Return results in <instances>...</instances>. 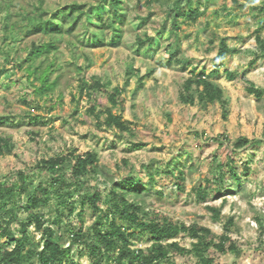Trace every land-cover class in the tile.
Segmentation results:
<instances>
[{
  "label": "rangeland",
  "instance_id": "rangeland-1",
  "mask_svg": "<svg viewBox=\"0 0 264 264\" xmlns=\"http://www.w3.org/2000/svg\"><path fill=\"white\" fill-rule=\"evenodd\" d=\"M100 1L0 0V116L16 117L13 122L0 124V137H10L16 144L13 152L0 154V182L18 183L19 173L24 171L32 182V191L41 181L47 183L51 178L35 169L40 158L94 150L98 153L100 174L73 181L67 195L69 202L74 203L73 212L70 214L68 205L61 204L57 197L36 210L61 222L57 235L62 243L69 244L65 233L68 225H83L87 230L101 209L106 211L104 195L114 182L131 176L145 190L136 198L131 195L130 199H142L146 212L187 225H203L216 235L228 231L238 242L240 251L216 254V264H264V96L257 99L249 94L245 83L250 80L264 88V56L250 64L260 51L254 31L264 16L258 9L264 0H193V7L201 11L196 22L184 17L175 20L172 11L175 0H123L126 17L121 25L123 36L117 45L100 40L96 45L89 44L95 28L86 24V17L74 30L61 35L28 32V17L39 13V6L45 9L47 19L72 3L85 5L88 11ZM111 9L108 2L102 8L104 20ZM91 13L95 15V10ZM6 20L19 35L15 41L4 30ZM69 27L65 25V31ZM146 35L154 37L152 56L138 48L137 38ZM223 39L237 51L227 56L219 74L211 79L224 89L226 104L198 99L193 105L185 103L180 97L183 82L192 74L211 71L218 62ZM49 40H56L60 48L48 54L44 64L56 62L51 79H58V84L51 98L42 100L39 106L25 70L17 69L15 64L26 57L32 42ZM172 53L175 54L170 58ZM81 67H84L82 71ZM227 70L236 73L233 80L227 78ZM149 71H154L153 75L139 86L140 76ZM83 77L89 81L109 80L113 86L124 89L125 104L114 107V112L129 123L130 133L97 124L95 115L89 111L86 94L80 91ZM51 106L55 108L52 110ZM31 114L42 115V123H30ZM243 136L262 142L233 154L232 144ZM231 156L241 175V184L225 168ZM167 163L175 176L162 171ZM178 163L186 177L182 190L177 187ZM220 170L227 174L223 194L216 196L210 191L206 199H199L197 188L206 185V178H216ZM66 177L72 181L69 173ZM95 190L103 193L99 207L88 198L82 204V197ZM25 198L26 194L19 193L10 203L17 205L16 215L20 220H26L29 215L21 208ZM231 217L234 222L227 230ZM29 231L34 236L33 247L41 245L35 227L31 226ZM179 240L190 247V237ZM135 243L139 247L150 244L143 234L136 236ZM0 245L10 246L6 238H0ZM82 249L75 246L68 262L92 264ZM173 258L183 264L195 263L190 256ZM25 264L40 263L33 258Z\"/></svg>",
  "mask_w": 264,
  "mask_h": 264
},
{
  "label": "trees",
  "instance_id": "trees-1",
  "mask_svg": "<svg viewBox=\"0 0 264 264\" xmlns=\"http://www.w3.org/2000/svg\"><path fill=\"white\" fill-rule=\"evenodd\" d=\"M107 2L111 5L112 11L104 20L102 8ZM193 4V0H187L186 4L183 3V0H175L172 4L175 20L184 17V19L188 18L192 22H196L201 11L199 8H194ZM261 6L258 9L264 12V3ZM93 10H95V15L91 13ZM37 11L39 13L35 16L28 17L30 24L28 32L31 34L61 35L64 32H71L78 22L86 17V24L95 28L92 38L88 41L89 44L96 45L100 40L117 45L123 36L121 25L126 17L123 0H101L97 5H91L88 11H85V5L77 2L72 3L47 19L44 18L46 11L43 7L39 6ZM6 16L9 18L10 14ZM65 25L70 26L67 31L64 29ZM3 27L5 31L10 32L12 40L15 41L19 38L15 32V26L9 21L6 20ZM173 28L176 29V25ZM263 31L264 16L254 31L260 51L255 53L250 64H255L259 56H264ZM137 43L138 48L142 49L145 55H153L154 37L148 35L138 37ZM59 48L56 40L34 41L26 57L19 59L15 64L17 69L25 70L27 80L33 87L34 98L37 99L39 106H41L42 100L51 98L58 84V79H51V74L57 67L56 62L51 61L44 64V61L48 54L58 51ZM236 51L237 49L232 48L226 39H223L217 53V64L208 74L201 71L188 77L183 82L180 91L181 99L190 105L195 104L197 99L200 102L219 101L226 104L224 89L211 78L219 74L220 67L227 56ZM174 54L172 53L170 58H173ZM83 68L81 67L79 70L82 71ZM153 73L154 71H149L141 75L139 86H142L144 79ZM226 76L233 80L236 73L227 70ZM245 83L249 94L256 96L257 99L264 96V88L257 87L250 80H246ZM80 91L86 94L90 102L89 111L95 115L99 126L116 128L122 133L131 132L129 123L124 121L120 114L114 112V107L122 106L126 101L122 87L113 86L109 80L103 81L94 78L89 81L83 77L80 80ZM23 100L26 102L28 99ZM49 108L53 110L55 107ZM28 118L30 123L37 124L42 123L43 116L31 114ZM15 119L14 115L0 116V124H7ZM43 124L45 123L43 122ZM225 140L229 141L228 138ZM261 142V140L251 139L247 136L240 137L232 144V153L237 154L240 150ZM137 145L139 144H135V146ZM15 148L16 144L12 138L0 137V154L13 152ZM225 168L231 172L236 182L241 184V175L237 172L232 156L225 164ZM35 169L50 175L51 178L47 183L41 181L32 191L30 189L32 182L28 180L24 171L19 173L18 183L0 182V238H6L10 245L8 247L0 245V264H25L33 258H37L40 264H78L75 261L68 262L75 246L84 248L82 251L88 255L92 264H162L168 261L172 264H183L174 260L175 255L193 257L194 264H216V254L240 251L238 242L228 234V231L216 235L209 227L203 225H187L155 212H146L142 199H130L131 195L136 198L145 190L144 187L137 186L136 180L131 176L114 182L111 190L104 195L107 203L106 211L101 209L96 221L87 230L83 225L79 227L68 225L65 233L69 237V244L65 245L57 235L59 230L57 226L61 222L55 217H46L36 210L41 206L48 205L54 197H57L61 204L68 205L71 214L74 210V203L69 202L67 195L69 196L71 193L72 183L100 174L98 153L94 150L79 154L70 151L51 157H42L38 160ZM176 169L179 171L177 187L182 190V184L186 180L185 172L181 169L180 163L176 165ZM162 171L175 176L174 171L170 168V163H167ZM246 171V173L249 172L248 167H246ZM148 172L154 179V173L151 170ZM66 173L70 174L72 181H68ZM226 175V172L220 170L216 178H206V185H200L197 188L198 198L206 199L210 191L214 192L216 196H221L223 186L227 181ZM19 193L26 194V198L21 204L22 207L20 206L29 212L26 220H20L16 215L17 205L11 206L10 204ZM86 198L99 207L103 193L100 190H95L91 194L83 196L82 204L86 202ZM213 210L217 213V217L220 216L217 209ZM233 222L234 217H231L226 227L227 230ZM31 226L35 227V231L40 234L42 239V244L36 245V247H33L34 236L29 231ZM138 234L147 236L150 242L147 247H139L135 243ZM186 236L192 239L190 247L183 245L179 240V237Z\"/></svg>",
  "mask_w": 264,
  "mask_h": 264
}]
</instances>
